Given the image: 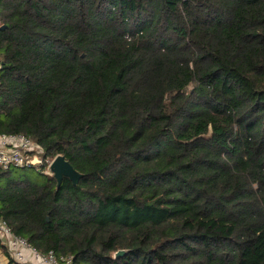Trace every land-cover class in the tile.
<instances>
[{
    "label": "trees",
    "instance_id": "16d2710c",
    "mask_svg": "<svg viewBox=\"0 0 264 264\" xmlns=\"http://www.w3.org/2000/svg\"><path fill=\"white\" fill-rule=\"evenodd\" d=\"M0 219L82 264H264V0H0ZM126 250L116 259L114 254Z\"/></svg>",
    "mask_w": 264,
    "mask_h": 264
},
{
    "label": "built area",
    "instance_id": "2783aa9c",
    "mask_svg": "<svg viewBox=\"0 0 264 264\" xmlns=\"http://www.w3.org/2000/svg\"><path fill=\"white\" fill-rule=\"evenodd\" d=\"M1 69V65H0ZM42 151L29 136L23 133L0 135V167L31 168L41 166L44 162L45 173L52 174L50 165L53 159H43L35 164L32 157ZM0 264H82L75 262L73 257L58 256L55 252H41L29 241L16 235L7 221L0 219Z\"/></svg>",
    "mask_w": 264,
    "mask_h": 264
},
{
    "label": "water",
    "instance_id": "95a60500",
    "mask_svg": "<svg viewBox=\"0 0 264 264\" xmlns=\"http://www.w3.org/2000/svg\"><path fill=\"white\" fill-rule=\"evenodd\" d=\"M50 169L58 182V186L61 185L64 178H68L75 186H77L79 185L81 178L84 176V174L76 170L63 155H58L54 158L50 165ZM126 253V250H120L114 254V258L119 259L125 256Z\"/></svg>",
    "mask_w": 264,
    "mask_h": 264
},
{
    "label": "rangeland",
    "instance_id": "374dc122",
    "mask_svg": "<svg viewBox=\"0 0 264 264\" xmlns=\"http://www.w3.org/2000/svg\"><path fill=\"white\" fill-rule=\"evenodd\" d=\"M41 152H42V151H40L39 153H41ZM41 155H42V154H35V155L32 157V159H33V161H34L35 164H38V163H37V160L40 159ZM34 166H35V165H34ZM22 169H25V168H22Z\"/></svg>",
    "mask_w": 264,
    "mask_h": 264
}]
</instances>
